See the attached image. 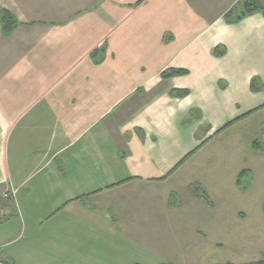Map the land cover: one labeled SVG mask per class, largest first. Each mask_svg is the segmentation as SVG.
I'll use <instances>...</instances> for the list:
<instances>
[{"label":"crops","instance_id":"1","mask_svg":"<svg viewBox=\"0 0 264 264\" xmlns=\"http://www.w3.org/2000/svg\"><path fill=\"white\" fill-rule=\"evenodd\" d=\"M138 1L0 0L19 22L8 36L0 24V215L16 210L31 238L0 261L174 262L175 227L159 220L182 204L138 200L159 187L136 183L205 140L187 129L214 130L249 103L250 80L264 83V14L228 21L239 0ZM173 68L188 73L162 75Z\"/></svg>","mask_w":264,"mask_h":264},{"label":"rangeland","instance_id":"2","mask_svg":"<svg viewBox=\"0 0 264 264\" xmlns=\"http://www.w3.org/2000/svg\"><path fill=\"white\" fill-rule=\"evenodd\" d=\"M261 2L264 5V0ZM219 47L224 50L225 46ZM246 66L251 68L253 64ZM250 90L244 96L249 103L243 104L239 112L234 108L228 121L252 111L250 115L221 132L218 130L224 124L214 130L207 128L213 132L201 125L196 130L187 129L206 142L184 156L186 159L159 181L136 183L159 187L137 191L134 195L138 200L161 197L182 204L171 211L170 216L177 220L169 224L159 220L164 231L175 227L171 230L175 238H168L166 247L174 259L172 264L246 263L264 258V87ZM204 134L209 136L202 138ZM243 170L248 173L242 175ZM239 179L243 186L249 183L245 191L238 185ZM10 209L11 215H0V243H4L0 255L31 240L29 227L25 233L22 217ZM149 264H163V260L151 255Z\"/></svg>","mask_w":264,"mask_h":264},{"label":"trees","instance_id":"3","mask_svg":"<svg viewBox=\"0 0 264 264\" xmlns=\"http://www.w3.org/2000/svg\"><path fill=\"white\" fill-rule=\"evenodd\" d=\"M143 1H145V0L138 1L137 5L142 3ZM259 12L264 14V5L261 2V0H239V2L235 5V7H233L232 9H230V11L227 12L225 17H226V19L228 21L238 22V21L242 20L245 17L251 16V15L259 13ZM0 24L2 26L3 35L8 36L18 26L19 22H18V20H17V18H16V16L14 14H12L8 10L3 9V10L0 11ZM220 48L221 47H217L215 49L214 53L216 55H219V56L223 55L224 50H221ZM105 55H106V46L103 45L102 47H100L98 49H95L90 54V57L98 64L105 58ZM187 73H188V70H186V69L173 68V69L166 70L165 72H163L162 75L164 77H168L169 78V77H174V76H178V75H185ZM261 85H263V82L258 76H255V77H253L251 79L250 88L252 89V91L261 90V87H264V86H261ZM174 94H176L178 97H184V96L189 94V90H177L176 92L174 91ZM261 107H264V104ZM259 108H257V109H259ZM251 112H249L246 115H242L240 117H237L233 121H230L229 123H227L223 127H221L218 131L221 132L222 130H224L227 127H229L230 125H232L233 122L235 123L236 121H239V120L243 119L247 115H250ZM205 142L206 141H204L200 145L204 144ZM197 149H198V147L195 148V150H193L192 152L197 151ZM184 159H186V158H184ZM182 161L183 160H181L175 166L174 169H176V167L178 165H180L182 163ZM247 173H248L247 170H243V172L241 174L243 175V174H247ZM238 185L240 186V188L242 190L245 191V189H247V187L249 186V183L247 185L243 186L240 183V179H239L238 180ZM262 208H263V212H264V201H263ZM228 264H264V258H262V259H260L258 261H251V262H246V263H232V262H229Z\"/></svg>","mask_w":264,"mask_h":264}]
</instances>
